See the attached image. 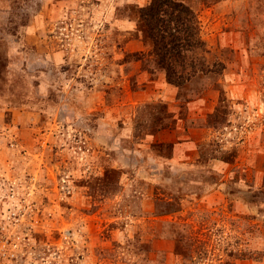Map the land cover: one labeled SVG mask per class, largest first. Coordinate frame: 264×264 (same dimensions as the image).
Returning <instances> with one entry per match:
<instances>
[{
    "label": "rangeland",
    "instance_id": "obj_1",
    "mask_svg": "<svg viewBox=\"0 0 264 264\" xmlns=\"http://www.w3.org/2000/svg\"><path fill=\"white\" fill-rule=\"evenodd\" d=\"M151 1L0 0V264H264V0H185L182 87Z\"/></svg>",
    "mask_w": 264,
    "mask_h": 264
},
{
    "label": "trees",
    "instance_id": "obj_2",
    "mask_svg": "<svg viewBox=\"0 0 264 264\" xmlns=\"http://www.w3.org/2000/svg\"><path fill=\"white\" fill-rule=\"evenodd\" d=\"M144 34L167 81L182 87L215 71L207 62V43L195 7L185 0H152L141 7Z\"/></svg>",
    "mask_w": 264,
    "mask_h": 264
},
{
    "label": "crops",
    "instance_id": "obj_3",
    "mask_svg": "<svg viewBox=\"0 0 264 264\" xmlns=\"http://www.w3.org/2000/svg\"><path fill=\"white\" fill-rule=\"evenodd\" d=\"M140 48H143V47H140ZM159 77L165 79V73L164 72H160Z\"/></svg>",
    "mask_w": 264,
    "mask_h": 264
}]
</instances>
